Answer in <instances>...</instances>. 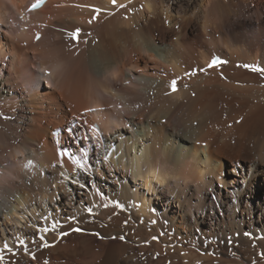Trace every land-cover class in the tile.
Returning a JSON list of instances; mask_svg holds the SVG:
<instances>
[{"label":"bare ground","instance_id":"obj_1","mask_svg":"<svg viewBox=\"0 0 264 264\" xmlns=\"http://www.w3.org/2000/svg\"><path fill=\"white\" fill-rule=\"evenodd\" d=\"M31 1L0 0V264H264V0Z\"/></svg>","mask_w":264,"mask_h":264}]
</instances>
